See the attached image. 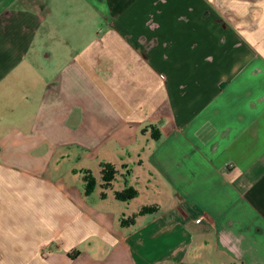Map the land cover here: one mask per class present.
Wrapping results in <instances>:
<instances>
[{"label": "crops", "instance_id": "1", "mask_svg": "<svg viewBox=\"0 0 264 264\" xmlns=\"http://www.w3.org/2000/svg\"><path fill=\"white\" fill-rule=\"evenodd\" d=\"M0 264H264V0H0Z\"/></svg>", "mask_w": 264, "mask_h": 264}, {"label": "trees", "instance_id": "2", "mask_svg": "<svg viewBox=\"0 0 264 264\" xmlns=\"http://www.w3.org/2000/svg\"><path fill=\"white\" fill-rule=\"evenodd\" d=\"M102 164H103V169H102L103 170V179H104L105 183H108L114 177L116 168H115L114 164L110 161L103 160ZM87 171L88 172L85 174V178L87 180L86 191H87V193H89L95 188L97 180L91 171H89V170H87ZM137 192H138L137 188H135L133 185H128L125 188L116 190L115 194L118 198L127 199V198H130V197L136 195ZM102 194L105 195L106 192L103 191ZM157 207L158 206L155 204L143 205L139 211H141V212L152 211V210L157 209ZM134 216H135V214L131 215L129 217H123L121 219V221L123 223L133 221L135 218Z\"/></svg>", "mask_w": 264, "mask_h": 264}, {"label": "rangeland", "instance_id": "3", "mask_svg": "<svg viewBox=\"0 0 264 264\" xmlns=\"http://www.w3.org/2000/svg\"><path fill=\"white\" fill-rule=\"evenodd\" d=\"M111 162V161H110ZM91 163H92V161H91ZM113 163V162H112ZM114 164V163H113ZM114 166H115V164H114ZM115 168H116V166H115ZM87 170H89V171H91L92 173H93V171L91 170V169H89V168H86ZM102 169H103V164H102ZM86 170V173L88 172ZM85 173V174H86ZM116 173H117V168H116V171H115V175H114V177L108 182V183H105V181H104V179H103V186H109V185H111V183H112V180L113 181H115L114 179H115V176H116ZM93 175L96 177V175L93 173ZM102 177H103V170H102ZM96 180H97V178H96ZM116 182V181H115ZM128 185H133L135 188H137V190H138V192H137V194L139 193V188L136 186V185H134V184H132V183H127L124 187H121V189L122 188H125L126 186H128ZM118 190V189H117ZM136 194V195H137ZM136 195H134V196H132V197H135ZM131 198V197H130ZM153 204H155V203H150V204H144V205H153ZM155 205H157V204H155ZM140 210V209H139ZM129 217V216H128Z\"/></svg>", "mask_w": 264, "mask_h": 264}]
</instances>
